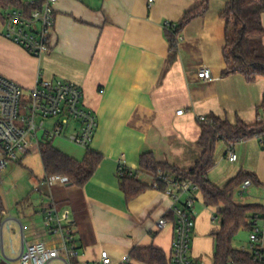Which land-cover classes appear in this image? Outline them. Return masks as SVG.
<instances>
[{"label": "crops", "instance_id": "0c3cea01", "mask_svg": "<svg viewBox=\"0 0 264 264\" xmlns=\"http://www.w3.org/2000/svg\"><path fill=\"white\" fill-rule=\"evenodd\" d=\"M228 1L209 0L206 12L182 29L175 54L169 50L166 31L200 0H154L151 5L148 0H57L50 48L40 57L0 32L1 75L24 90L41 78H61L82 88L83 103L97 121L89 149L102 156L81 188L62 179L37 190L45 177L42 162L41 167L29 165L30 175L20 169L25 167L22 161L37 149L15 164L6 163L4 178L0 173V264H15L24 242L51 241L43 214L52 202L59 209H70L79 260L95 261L105 250L114 264H123L134 247L154 246L169 261L174 226L171 199L163 189L150 186L126 200L117 168L125 160L141 182L151 185L153 177L140 168V155L151 152L157 162L188 170L202 151L196 143L201 116L254 122L260 112L264 77L248 82L241 73L221 74L226 66L222 12ZM261 22L264 28V13ZM202 67L209 69L211 79L197 77ZM178 110L183 111L177 114ZM77 126L71 121L52 144L80 160L86 149L68 139ZM230 150L236 154L234 161L227 158ZM240 172L249 174L244 180L249 184L243 191V183L239 186L234 201L264 208V144L256 137L231 147L223 141L216 144L209 180L223 186ZM193 215L190 255L212 264L220 227L217 208L206 206L199 192ZM160 218L167 220L161 229L156 226ZM260 224L264 225V219ZM249 232L240 229L234 247L245 250ZM261 246L264 249V236Z\"/></svg>", "mask_w": 264, "mask_h": 264}, {"label": "built area", "instance_id": "2783aa9c", "mask_svg": "<svg viewBox=\"0 0 264 264\" xmlns=\"http://www.w3.org/2000/svg\"><path fill=\"white\" fill-rule=\"evenodd\" d=\"M24 1L32 6L31 10L10 7L3 12V19L0 21L2 35L30 55L40 57L50 48L57 0ZM153 1L148 0V4L151 5ZM197 77L205 80L212 78L206 67L198 71ZM24 93L27 94L26 99H23ZM182 111L178 110L176 113L181 114ZM204 119L205 117H200V120ZM255 120L264 121V117L257 114ZM71 121L77 122L78 126L69 134L68 139L81 148H88L93 140L97 121L92 109L84 105L83 90L76 83L61 78H41L32 88L24 90L17 82L0 74V173L8 161L19 162L32 150H38L41 142L61 137ZM257 138L264 144V133ZM227 158L234 161L236 154L230 150ZM134 174L125 160L119 161V178L133 177ZM62 179L60 175L44 177L37 190H40L41 185L52 186ZM155 179L151 186L158 189V182H165L166 186L162 191L172 201L170 210L174 226L170 264H204L190 255L195 224L193 206L199 193L198 186L191 180L176 181L162 173H158ZM248 184V180L244 181L241 190ZM69 219V208L59 209L53 202L48 205L44 209L43 224L51 241L24 242L15 264H114L105 250L100 252L95 261L79 260ZM263 219L264 216L254 218L246 248L252 259L261 264H264V249L261 246L264 225L260 224ZM166 223L165 218H160L156 226L161 229ZM128 262L127 257L123 264Z\"/></svg>", "mask_w": 264, "mask_h": 264}, {"label": "trees", "instance_id": "16d2710c", "mask_svg": "<svg viewBox=\"0 0 264 264\" xmlns=\"http://www.w3.org/2000/svg\"><path fill=\"white\" fill-rule=\"evenodd\" d=\"M209 0L185 11L180 20L166 31L169 50L177 52L180 33L184 26L193 18L203 15L208 9ZM31 10L32 6L24 0H0V21L3 12L10 8ZM264 13V0H229L222 16L226 22L225 43L222 51L226 64L222 75L241 73L248 82L256 77H264V28L261 15ZM259 115L264 117V93L259 106ZM201 132L197 145L202 149L199 158L188 170H182L167 162H157L151 152L140 155V168L153 177L158 173L173 180H191L195 183L206 206L217 208L220 216V227L215 235V248L212 264H261L252 259L248 250L234 247L233 239L242 228L251 229L256 216L263 217L264 208L258 204H240L234 201V194L248 173H238L223 186L212 183L208 171L215 165V149L219 141L231 147L237 142L259 137L264 133V121L244 123L236 120L234 123L211 115L200 120ZM39 154L45 177L60 175L67 185L81 188L92 177L102 156L88 148L82 159L78 160L52 144V140L41 142ZM141 182L136 173L133 177L120 178V188L125 199L130 200L150 187ZM165 182H158V188L164 189ZM0 199V209H2ZM126 264H169L166 254L154 246L134 247L129 253Z\"/></svg>", "mask_w": 264, "mask_h": 264}, {"label": "rangeland", "instance_id": "374dc122", "mask_svg": "<svg viewBox=\"0 0 264 264\" xmlns=\"http://www.w3.org/2000/svg\"><path fill=\"white\" fill-rule=\"evenodd\" d=\"M0 32H3V30H2V28L0 27ZM27 98V94L26 93H24V96H23V99H26ZM55 140V139H54ZM55 144H57V140L54 142ZM16 162H11V161H8L7 162V165L8 166H10V165H12V164H15ZM19 165V164H18ZM22 165H23V167L24 168H20L21 169V172L23 171V173H25V174H28V175H30L29 174V172H28V167H29V165L31 166V167H33V168H35L36 166L37 167H41V160H40V156H39V153H38V151H36V152H34V153H32L30 156H27V158H25L23 161H22ZM20 166V165H19ZM1 175H2V177H3V173H2V171H1ZM4 178V177H3ZM12 179V181H14L15 179V177H13V175H12V177H11ZM21 181V180H20ZM19 181V182H20ZM240 233H244V234H247V232H242V231H240ZM237 235H238V233H237ZM236 235V239H235V241H237V239H238V236Z\"/></svg>", "mask_w": 264, "mask_h": 264}]
</instances>
